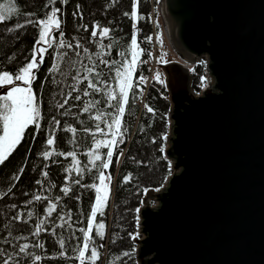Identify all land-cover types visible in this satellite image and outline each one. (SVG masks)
Here are the masks:
<instances>
[{
	"label": "trees",
	"instance_id": "1",
	"mask_svg": "<svg viewBox=\"0 0 264 264\" xmlns=\"http://www.w3.org/2000/svg\"><path fill=\"white\" fill-rule=\"evenodd\" d=\"M8 2L0 0V4ZM147 2L141 0L138 6L136 27L139 29L137 39L140 48L145 49L139 59L149 61L151 42L145 39L150 36ZM11 3L21 14L0 22V68L8 70L15 79L17 69L31 59L39 29L31 25L11 33L7 29L15 28L17 23L23 24L29 18V13L35 14L31 19H45L52 5L51 0H11ZM46 4L49 7L46 8ZM54 6L61 9L58 17L62 22L65 44L71 43L73 47H58L59 31L51 33L53 47L44 53L45 63L38 71L34 70L37 79L32 84L40 107L39 123L42 130L37 132L34 126H30L18 147L0 164V264L9 255L13 257L10 264H33L35 255L42 257L35 264H79L75 259L78 252L73 249L82 244L83 233L80 229H87L91 206L96 197L95 189L85 185L99 184L98 171L90 163L89 153L97 151L96 141L111 139L108 128L111 119L96 117L101 113L115 114V109L109 105L107 93L112 91L118 95L116 68L125 59H130L134 21L124 13L132 12L133 0H119L115 4L112 0H68L66 4L57 2ZM73 13L77 14L74 16ZM97 24L100 26L98 33L103 28L110 29L106 37H92L93 26ZM77 42L80 47H76ZM121 52L125 56H121ZM112 61L118 63L112 65ZM53 63L57 69L49 72ZM93 66L94 72L86 71ZM147 74V63L138 64L133 76V89L129 91V104L122 118V130L127 129L124 143L113 148L112 164L104 170L106 175H111V191L107 206L103 209L104 215L97 213L93 223L94 243L97 247L103 245L99 249L100 259L96 264H135L134 243L129 234L135 231L136 209L142 189L159 186L170 172L169 161L160 151L164 147L162 137L166 132V113L170 107L167 90L157 82L141 84L136 88L137 77H147ZM85 76L96 83L100 91L94 92L88 88ZM140 89H143L142 96ZM85 90L89 95H84ZM77 96L80 99H75ZM65 100L67 104H64ZM60 104H64V107H59ZM145 104L152 107L155 114L147 112ZM86 106H90L88 112H84ZM53 117L59 124L52 122ZM97 124L102 131H97ZM69 128L74 131H68ZM53 132L55 143L48 145L46 141ZM107 150L105 147L98 150L102 159ZM44 152L53 154L45 159L42 155ZM67 153H75V156H68ZM74 160L79 162L78 165L74 164ZM96 163L99 164V161ZM45 171L49 173L47 178L42 175ZM129 173L133 179L124 183V177ZM16 176H19L18 180ZM76 179L81 181L80 185L74 183ZM38 180L43 183L37 184ZM64 187L71 189L67 196L62 191ZM138 189L141 190L138 192ZM37 195L42 197L40 201L33 199ZM56 197H60L59 201ZM49 201L56 205V210L50 216ZM28 212L33 215L29 217ZM18 214L21 219H13ZM41 220L45 221L41 226L44 230L34 235L36 225ZM100 222L105 224L103 239L95 234L96 225ZM61 237L65 239L64 249L58 243ZM25 243L29 244L31 256L19 253V245ZM37 244H43L44 247H35ZM61 251L67 255L61 257ZM124 252L130 255L123 256Z\"/></svg>",
	"mask_w": 264,
	"mask_h": 264
},
{
	"label": "water",
	"instance_id": "2",
	"mask_svg": "<svg viewBox=\"0 0 264 264\" xmlns=\"http://www.w3.org/2000/svg\"><path fill=\"white\" fill-rule=\"evenodd\" d=\"M159 11L171 172L142 197L137 263L264 264V0H159Z\"/></svg>",
	"mask_w": 264,
	"mask_h": 264
},
{
	"label": "snow or ice",
	"instance_id": "3",
	"mask_svg": "<svg viewBox=\"0 0 264 264\" xmlns=\"http://www.w3.org/2000/svg\"><path fill=\"white\" fill-rule=\"evenodd\" d=\"M59 2L61 4H66L68 0H51V10L50 12L46 13L45 19H31L30 17L34 16V13H29L27 16L29 18L25 19V22L23 24L17 23L15 28H8L7 32L11 33L13 31H16L17 29H22L27 27L28 25H31L33 27H36L39 29V35L38 39L35 41V44L32 48V55L31 59L26 62V64L22 67H19L15 73V79H13V74L10 73L8 70H5L3 68H0V85H9L10 90L3 89L2 91H6V94L0 95V124H2V127H0V131H2V135H0V164L4 163L5 160L8 159L9 155L12 154V152L18 147V145L21 143V141L24 138V135L26 131L30 130V126H34L37 132H40L41 125L39 123L41 119V112L40 107L37 99V95L33 90L32 84L37 79L35 75V71H38L41 65L45 63L44 53L48 51L49 48H52V42H51V33L54 30L59 31V43L58 47H68L72 48L73 45L71 43L65 44V41L63 39L64 32L62 29V22L61 19L58 17V13H61V9L58 7H55L54 5ZM119 0H112V3H118ZM141 0H133V10L131 13L125 12V16H129L131 19H133V34L131 37V43H130V52H131V59H125L122 63H120V66L116 68V74L115 77L118 80V87H119V93L118 95L115 94L112 91H109L107 93L108 96V102L111 107L115 109V114L112 113H101L96 117V119H101V117H107L111 119V123L108 124V128L111 133V139L110 140H104V141H96L95 153H89L90 155V163L92 164L93 168H96L98 171L97 179L99 180V184H91V185H85V187L95 189L96 197H95V203L91 206V213L87 221V229H80L81 233H83V236L81 238L82 244L78 245L73 250L78 252V255L75 257L79 261V264H96V262L100 259V251L99 249L103 247V245L96 246L94 243V238L92 235L93 232V223L96 218V214L99 213L101 216L104 215L103 209L107 206V201L110 196V184H111V175L108 174L105 175L104 170L108 169L110 165L112 164V157L114 155L113 148L118 147L119 144L124 143V135L127 131L126 128L122 130V118L126 112V106L129 104V91L133 89V76L136 73L138 64H144L148 61L146 60H140L139 57L142 53L145 52V49L140 48V45L138 43L137 39V33L139 32V29L136 27V20L138 18V6L140 4ZM45 7H49V4H46ZM79 5H77V9H79ZM21 13L19 10L15 7L14 4L11 3V0H9L8 3L0 4V22H5L9 19H11L13 16L20 15ZM77 13H73L75 16ZM81 18H83L82 13L80 14ZM54 26V28H53ZM100 26L94 25L93 30L91 32L92 37H97L99 35L100 37H106L110 29L109 28H103L102 30L97 32V29ZM85 31H87V25L84 26ZM147 42H151L152 37L148 36L145 38ZM43 45H47V47H44ZM76 47H80L79 42H77ZM111 47V45H109ZM85 52H87V49H84ZM39 55V59H37V56ZM121 56H125L124 52L120 53ZM149 58H151V53H148ZM8 59H11L9 57ZM102 63H108L107 61H101ZM158 62L167 63L168 61L164 60V54H162L158 58ZM112 65H116L117 61H112ZM203 63V61H201ZM57 69V65L53 63L52 67L48 69L49 72H53ZM87 72L91 73L95 71V66L92 68L86 69ZM85 80H88V77H84ZM147 79L145 76L140 75L136 79L135 87L139 88L141 84H146ZM154 80H156L161 85H164L166 87V82L161 79V73L156 72L154 77ZM205 77H201L202 86L206 87V84H204ZM21 82L24 86H21ZM103 83V81H100ZM88 88L95 91H100V89L97 87V84L94 83L92 80H88ZM71 95V93H69ZM84 95H89V92L87 90L84 91ZM135 92H133V98H135ZM140 95H143V89H140ZM75 99H80L79 96L75 97ZM68 101L65 100L64 104H67ZM98 103V102H96ZM64 104H60L59 107L63 108ZM90 106H86L84 108V112L89 111ZM145 108L147 109V112L155 114V110L150 107L149 105L145 104ZM53 123L59 124V121L53 117ZM97 131H102L100 129V125H96ZM68 131H74L73 129L69 128ZM87 131V129H85ZM119 137V139H118ZM163 139H167V135L165 134ZM155 142V141H153ZM46 143L48 145H53L55 143V133L53 132L52 135L49 136ZM101 147L107 148L106 155L102 159L101 155L99 154V149ZM160 151L163 153L164 148L163 146L160 148ZM52 152H44L42 155L45 159H48L49 156H51ZM57 155H65V153H57ZM68 156H75V153H67ZM120 155H123L122 150L120 151ZM166 158V157H165ZM99 161V164L96 162ZM119 162V157H117V163ZM78 161L74 160V164L78 165ZM171 168V165L169 164V169ZM21 173L23 172V169L20 170ZM67 171V170H66ZM78 171L83 172L84 169H78ZM42 175L47 178L49 173L47 171L43 172ZM15 179H19V176H16ZM133 179L132 174L129 173L124 177L123 182L129 183ZM37 184H42L43 181H37ZM75 184L80 185L81 181L79 179H76L74 181ZM141 189H138V192ZM150 189L143 188L142 191L144 195H147ZM160 189L157 188L155 191H159ZM11 191V189H9ZM64 195H68L71 189L68 187H64L62 189ZM33 199L35 201H40L42 199L41 196H34ZM45 199H47L45 197ZM60 197H56V200L59 201ZM79 199V197H77ZM27 203L31 204L32 201H28ZM143 203V200L141 201ZM13 208H15V205H12ZM56 210V205L52 204L51 201H49V209H48V215L50 216L53 211ZM140 209L137 208L136 212L139 213ZM27 215L31 217L33 215L32 212H28ZM13 219L20 220L21 216L18 214ZM63 219V217H61ZM70 219V215H69ZM45 223V221L41 220L39 224L36 225V231L33 233L34 235H38L42 230H44L41 226ZM137 223H139V217L137 216ZM60 227H63V225H60ZM104 229L105 224L103 222H100L96 225V236H98L100 239H103L104 237ZM133 239H136L139 236V233L129 234ZM17 239H20L19 237ZM58 243L60 245L61 249L65 248V239L61 237L58 240ZM90 245H92L90 247ZM35 247L43 248V244H37ZM29 244L25 243L22 245H19V253L26 254L31 256V253L28 252ZM67 255L66 252L61 251L60 256L65 257ZM123 256H129V252H124L122 254ZM42 259L40 255H35L33 257V264L35 262H38ZM117 260L120 259V257H116ZM13 260V257L9 255L7 259L3 260V264H10V261Z\"/></svg>",
	"mask_w": 264,
	"mask_h": 264
},
{
	"label": "built area",
	"instance_id": "4",
	"mask_svg": "<svg viewBox=\"0 0 264 264\" xmlns=\"http://www.w3.org/2000/svg\"><path fill=\"white\" fill-rule=\"evenodd\" d=\"M148 16H150V20H151L152 61L150 63L149 74L147 76V78H148L147 84L151 83L153 81L157 82L156 80L153 79L156 72H160L161 73V79H164V72H163V68H162L163 66L161 64H167L168 62L167 63L159 62V64L157 66H155V60H156V55H157L158 50H161L164 52L166 51L169 54L168 48L165 44L162 46H159L160 38L163 39L162 31H161V17H160V11H159V0H157L155 4L151 5L150 12H149ZM155 23H157V25H158V31H156ZM166 61H168V60H166ZM201 61H203V63H201ZM207 61H208L207 55L202 54L199 58V61L197 63H195L193 65V67L195 69H204ZM192 84H193V88L196 90L201 88V74H199L196 71L192 73ZM166 116H167V122H166L165 134L167 135L169 132V122H170L169 110L166 113ZM153 190H155V189H153ZM151 200H153V202H150ZM151 200H148V203L151 206L156 205L157 202H156L155 198H152ZM137 216L139 217V221H140L139 213H137ZM140 230H141V225H140V223H137V219H136L134 234L137 232L139 233V236L137 238H141L143 236L141 234Z\"/></svg>",
	"mask_w": 264,
	"mask_h": 264
},
{
	"label": "rangeland",
	"instance_id": "5",
	"mask_svg": "<svg viewBox=\"0 0 264 264\" xmlns=\"http://www.w3.org/2000/svg\"><path fill=\"white\" fill-rule=\"evenodd\" d=\"M156 1H157V0H148V2H147L148 15H149V12H150L151 5H152V4H155ZM149 22H150V26H151L150 16H149ZM155 27H156V31H158V25H157V23H155ZM150 36H151V32H150ZM164 44H165L164 40H163L162 38H160L159 46H162V45H164ZM150 53H151V49H150ZM162 54H164V60H169V54H168L166 51L164 52V51L158 50L157 55H156V60H155V66H157V65L159 64V62H158V58H159ZM130 59H131V52H130ZM130 59H129V60H130ZM151 61H152V53H151V58H150L149 61L147 62L148 70L150 69V63H151ZM117 84H118V81H117ZM21 86H24V85L22 84V82H21ZM10 87H11V86H9V85H0V95H4V94H6V91H2V90H3V89L10 90ZM0 135H2V131H0ZM165 142H166V140H164V145H165ZM105 175H106V174H105ZM106 176H107V175H106ZM164 181H165V180H164ZM164 181H163V183H164ZM151 187H153V186H151ZM157 187H159V186H157ZM157 187H153V188H157ZM143 196H144V193L142 192V194H141V196H140V198H139V205H141V199H142ZM150 202H153V200H151Z\"/></svg>",
	"mask_w": 264,
	"mask_h": 264
}]
</instances>
